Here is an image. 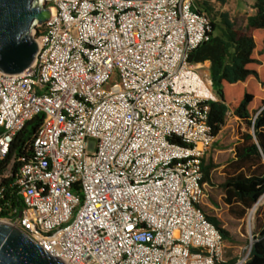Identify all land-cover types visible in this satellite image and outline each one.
I'll return each instance as SVG.
<instances>
[{"label": "built area", "instance_id": "1", "mask_svg": "<svg viewBox=\"0 0 264 264\" xmlns=\"http://www.w3.org/2000/svg\"><path fill=\"white\" fill-rule=\"evenodd\" d=\"M40 5L50 17L31 29L34 63L0 73V160L43 115L9 185L24 212L2 220L65 264L225 263L200 208L216 98L188 62L209 39V17L194 0Z\"/></svg>", "mask_w": 264, "mask_h": 264}, {"label": "trees", "instance_id": "2", "mask_svg": "<svg viewBox=\"0 0 264 264\" xmlns=\"http://www.w3.org/2000/svg\"><path fill=\"white\" fill-rule=\"evenodd\" d=\"M194 3L209 17L211 26L209 39L188 58L192 64L209 62V80L216 98L208 102L210 135L214 138L219 133L227 115L237 118L244 127L234 147L233 175L226 176L223 184L225 201L236 204L230 211L242 218L264 198V0H254V12L241 29L235 28L227 12L214 11L209 0ZM42 121V114L27 121L10 143L8 154L0 160V219H13L24 212L19 196L9 185L20 166L31 159L30 140ZM170 140L180 143L176 137ZM11 161L9 176L3 178ZM205 216L223 240L230 238L215 218ZM252 239L242 264H264V202L255 212ZM235 263L233 259L222 264Z\"/></svg>", "mask_w": 264, "mask_h": 264}, {"label": "water", "instance_id": "3", "mask_svg": "<svg viewBox=\"0 0 264 264\" xmlns=\"http://www.w3.org/2000/svg\"><path fill=\"white\" fill-rule=\"evenodd\" d=\"M40 3L41 0H0V73L18 75L34 63L37 43L31 29L43 26L50 17V8ZM262 198L251 208L250 216ZM0 264L65 263L47 254L21 228L0 219Z\"/></svg>", "mask_w": 264, "mask_h": 264}, {"label": "crops", "instance_id": "4", "mask_svg": "<svg viewBox=\"0 0 264 264\" xmlns=\"http://www.w3.org/2000/svg\"><path fill=\"white\" fill-rule=\"evenodd\" d=\"M206 63L198 64L202 77H209V62ZM242 131H244L242 123L237 118L227 115L219 133L213 138L210 151L202 160L201 183L204 197L200 202V208L205 215L215 218L221 227L228 231L230 238L224 240L225 248L229 247L226 246L227 243L233 249H243L242 244L238 241L242 235L239 233V235L233 236V233L228 229V222L242 223L249 210L242 218L232 213L230 208L236 204L233 201L231 203L225 201L226 191L223 184L226 176L233 175L234 147L238 143V133ZM230 260L233 258H228L226 261Z\"/></svg>", "mask_w": 264, "mask_h": 264}, {"label": "rangeland", "instance_id": "5", "mask_svg": "<svg viewBox=\"0 0 264 264\" xmlns=\"http://www.w3.org/2000/svg\"><path fill=\"white\" fill-rule=\"evenodd\" d=\"M199 1V0H194ZM253 2L254 0H224L221 2L220 0H209V4L213 7L214 11L216 12H227L230 19L233 21L235 28L241 29L245 24V20L248 16L252 15L253 10ZM215 34H218L216 31ZM202 64H207L206 62ZM9 176L7 171L4 172L3 178ZM264 202V198L258 204V207L262 205ZM251 210V209H250ZM250 210L247 213L246 217L244 218L242 223H233L228 222V229L233 233V236L242 235L239 238V242L242 244L243 249H233L231 245L226 243L228 248H225L224 244V258L227 260L228 258H233L237 262H241L245 260V257L248 252L249 245L253 242V233H254V217L255 213L253 214L252 218L250 219ZM16 225L15 223H13ZM17 226V225H16ZM243 262V261H242Z\"/></svg>", "mask_w": 264, "mask_h": 264}, {"label": "bare ground", "instance_id": "6", "mask_svg": "<svg viewBox=\"0 0 264 264\" xmlns=\"http://www.w3.org/2000/svg\"><path fill=\"white\" fill-rule=\"evenodd\" d=\"M261 201V200H260ZM253 215L250 216V219L252 218Z\"/></svg>", "mask_w": 264, "mask_h": 264}]
</instances>
